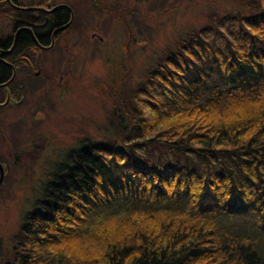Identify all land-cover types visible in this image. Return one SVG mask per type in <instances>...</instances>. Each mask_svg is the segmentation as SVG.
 <instances>
[{"label": "trees", "instance_id": "1", "mask_svg": "<svg viewBox=\"0 0 264 264\" xmlns=\"http://www.w3.org/2000/svg\"><path fill=\"white\" fill-rule=\"evenodd\" d=\"M238 5L111 97L106 133L54 164L0 264H264V0Z\"/></svg>", "mask_w": 264, "mask_h": 264}, {"label": "rangeland", "instance_id": "2", "mask_svg": "<svg viewBox=\"0 0 264 264\" xmlns=\"http://www.w3.org/2000/svg\"><path fill=\"white\" fill-rule=\"evenodd\" d=\"M80 1L83 4L78 8L83 12L75 18L70 47L39 58L55 66L51 86L41 85L35 91L34 84L26 90L28 105L36 100L45 105L34 121L28 120L34 124L25 127L24 118L0 130V156L7 154L8 144L13 148L0 185L4 247L9 246L22 213L40 194L47 173L66 150L83 137L100 138L106 133L111 97L123 96L129 82L136 84L144 78L146 66L159 57L164 60L169 49L207 24L211 16L240 7V0H105V4L85 9L88 2Z\"/></svg>", "mask_w": 264, "mask_h": 264}, {"label": "flooded vegetation", "instance_id": "3", "mask_svg": "<svg viewBox=\"0 0 264 264\" xmlns=\"http://www.w3.org/2000/svg\"><path fill=\"white\" fill-rule=\"evenodd\" d=\"M85 1L88 2L85 9L88 5L96 8L101 3L105 4V0ZM134 1L147 3L152 0ZM80 4H83L80 0H0V65L9 72L7 78L0 81V130L9 129L10 125L24 118L27 120L25 127L34 124L28 120L34 121L35 115L45 105H40L38 100L28 105L26 90L34 84L35 91L41 85L51 86L50 82L55 79L51 68L55 66L41 63L39 58L46 52L70 47L75 38L71 33L75 18L83 12L78 8ZM23 32L29 38L20 37ZM95 35L91 33L92 38ZM6 147L4 160L0 156L4 161H0L3 169L0 185L6 173L5 162L13 149L9 144Z\"/></svg>", "mask_w": 264, "mask_h": 264}, {"label": "water", "instance_id": "4", "mask_svg": "<svg viewBox=\"0 0 264 264\" xmlns=\"http://www.w3.org/2000/svg\"><path fill=\"white\" fill-rule=\"evenodd\" d=\"M0 174H1V177H3V169H2L1 164H0ZM0 181H1V179H0Z\"/></svg>", "mask_w": 264, "mask_h": 264}]
</instances>
